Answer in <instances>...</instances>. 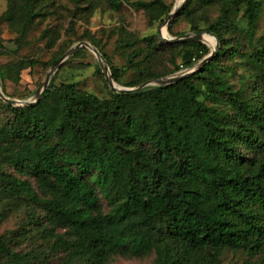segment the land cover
I'll use <instances>...</instances> for the list:
<instances>
[{"label": "trees", "instance_id": "obj_1", "mask_svg": "<svg viewBox=\"0 0 264 264\" xmlns=\"http://www.w3.org/2000/svg\"><path fill=\"white\" fill-rule=\"evenodd\" d=\"M5 1L1 21L16 34L18 53L51 0ZM101 1L75 0L89 14ZM104 1L113 10L130 3L151 24L171 12L163 0ZM213 7L217 20L199 28L197 11ZM261 13L258 0H186L169 29L183 18L193 35L209 34L219 47L212 61L169 85L108 89L100 99L74 83L55 85L54 74L35 103L0 99L8 115L0 125V218L21 212L25 222L0 236V264H50L57 256L63 264H110L152 252L153 264H219L225 250L256 258L242 264H264V24L254 39ZM41 38L52 48L58 36L45 30ZM140 41L121 40L138 74L125 88L192 69L208 53L202 42L167 44L158 33L144 48ZM100 54L118 84L119 70ZM166 56L173 69L154 71ZM221 57L240 59L246 73L238 88ZM34 63L0 65L5 97L4 82L17 83Z\"/></svg>", "mask_w": 264, "mask_h": 264}, {"label": "rangeland", "instance_id": "obj_2", "mask_svg": "<svg viewBox=\"0 0 264 264\" xmlns=\"http://www.w3.org/2000/svg\"><path fill=\"white\" fill-rule=\"evenodd\" d=\"M163 1L171 7V12H175L173 18L170 20L171 22L181 9L180 4L182 0ZM258 1L262 5V13L254 32V39H257L261 35L264 24V0ZM85 6L84 2L77 3L75 0H51L48 14L42 21L34 25L27 36L26 44L16 53L12 51L16 34L10 31L7 25L1 21V15L6 10L7 2L0 0V43L3 45V53L0 55V65H12L21 59L35 62L31 68L20 73L17 83L7 80L3 84L6 97L19 102L14 105L15 107H23L35 100V93L41 89L48 72L53 66H49L50 62L68 43H72L69 50L75 48L77 44L86 43L99 54L101 52L107 55L108 63L120 72L119 83H115V86L125 88L122 85L135 81L138 78V74L136 70L129 67L124 50H120L121 40H141L138 45L144 48L146 43L143 39L156 33L167 44L171 42H167L165 39H176L175 35L177 34L193 35L188 22L183 18L173 23L171 29H169L170 22L167 25H164V22L151 24L148 22L144 12L137 10L130 3H123L119 9L113 10L102 0L100 5L90 14L81 10ZM197 15L199 28L203 29L208 24L215 23L219 12L217 7H213L207 10H198ZM45 30H50L58 36L55 46L52 48L46 47V39L41 38ZM202 36L204 39L202 43L208 48L207 55L202 59L204 60L213 52L214 48L215 50L218 49L219 44L217 38L215 39V37L209 34L202 33ZM91 42L97 45L98 48L93 46ZM83 48L85 50H82L80 53H76L79 50L77 49L57 68L54 73V84L58 86L62 83H74L80 90L91 93L100 99L108 98V89H110L108 83L103 74H98L95 68V65L99 61L106 65L107 63L104 59L100 60L99 55L92 50L86 47ZM128 52L130 50H127L126 53ZM164 54H168V51L164 50ZM213 58L210 60L212 61ZM176 63H179V58H177ZM218 63L219 67L226 68L232 66L234 68V74L228 75V78L229 82L238 88L241 82L239 76L246 73L240 67V59L232 61L226 57H221ZM172 69L173 65L167 56L160 58L154 66V71L160 73H168ZM192 69L181 70L159 79L190 72ZM156 80L146 83L147 86H156ZM140 86L136 88L138 89ZM207 103L210 104V101H207ZM6 116H8L7 112L0 108V125ZM101 203L102 210L106 212L107 207L105 202L101 200ZM24 223V217L21 212L12 213L4 219L0 218V236L19 230ZM25 246L21 247L24 251L29 248ZM154 259L153 252L141 258L131 257L126 254L115 256L110 264H153ZM246 259L253 261L256 258H248L242 252L225 250L219 258V264H242ZM62 261V256L52 257L50 264H63Z\"/></svg>", "mask_w": 264, "mask_h": 264}, {"label": "water", "instance_id": "obj_3", "mask_svg": "<svg viewBox=\"0 0 264 264\" xmlns=\"http://www.w3.org/2000/svg\"><path fill=\"white\" fill-rule=\"evenodd\" d=\"M186 0H182L181 4H180V7L182 8L184 3H185ZM175 12H171L167 18L164 20V25H167L170 20L173 18ZM165 39V38H164ZM216 39V38H215ZM204 39H203V36L202 34H194V35H188V36H185V37H182V38H176V39H171V40H168V39H165V41L167 42H171V43H184V42H202ZM80 47H86L90 50H92L94 53L98 54L99 57H100V60H103L102 56L94 49L92 48L90 45L86 44V43H80V44H77L75 46V48L69 50L60 60H58L53 66L52 68L50 69V71L48 72L43 84H42V87L39 91H37L34 95V101L32 103H35L39 100L40 96L43 94V92L46 90V88L48 87V84L50 82V79L51 77L53 76V74L56 72L57 68L70 56L72 55L78 48ZM215 48L213 50V52L207 57L205 58L204 60H202V62L200 64H198L197 67H193V69L190 71V72H184V73H181V74H178V75H175V76H172V77H169V78H165V79H159V80H156V86H163V85H169V84H172L174 82H176L177 80H180L192 73H194L195 71H197L200 67H202L203 65H205L213 56H214V53H215ZM99 67H100V70H101V73L103 74L104 78L106 79L107 83H108V86L109 88L112 90V91H116V92H131V91H134L136 90L137 88H121V87H116L115 86V83L113 82L112 78H111V74L109 72V68L106 64H103L101 61H99ZM147 86V84H144V85H141L139 88H142V87H145ZM0 99L2 101H4L5 103H8V104H11V105H15L17 103H19L18 101H15V100H9L8 98H6L3 93L1 92L0 90Z\"/></svg>", "mask_w": 264, "mask_h": 264}, {"label": "built area", "instance_id": "obj_4", "mask_svg": "<svg viewBox=\"0 0 264 264\" xmlns=\"http://www.w3.org/2000/svg\"><path fill=\"white\" fill-rule=\"evenodd\" d=\"M3 51V49L0 47V53Z\"/></svg>", "mask_w": 264, "mask_h": 264}]
</instances>
